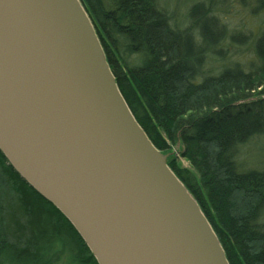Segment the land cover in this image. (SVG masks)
<instances>
[{
  "label": "water",
  "instance_id": "water-1",
  "mask_svg": "<svg viewBox=\"0 0 264 264\" xmlns=\"http://www.w3.org/2000/svg\"><path fill=\"white\" fill-rule=\"evenodd\" d=\"M0 152L97 264H228L131 114L79 0H0Z\"/></svg>",
  "mask_w": 264,
  "mask_h": 264
},
{
  "label": "trees",
  "instance_id": "trees-1",
  "mask_svg": "<svg viewBox=\"0 0 264 264\" xmlns=\"http://www.w3.org/2000/svg\"><path fill=\"white\" fill-rule=\"evenodd\" d=\"M79 1L131 114L197 203L228 264H264V171H242L239 162L242 148L264 136V0H239L263 17L251 38L255 59L247 69L232 63L207 76L208 54L249 39L215 16L223 0L193 5L186 28L158 0ZM0 264H97L68 220L1 152Z\"/></svg>",
  "mask_w": 264,
  "mask_h": 264
},
{
  "label": "rangeland",
  "instance_id": "rangeland-1",
  "mask_svg": "<svg viewBox=\"0 0 264 264\" xmlns=\"http://www.w3.org/2000/svg\"><path fill=\"white\" fill-rule=\"evenodd\" d=\"M204 0H158L159 6L171 15L172 23L179 28L190 25L187 16L189 9ZM251 6H244L239 0H223L215 4L214 14L223 23L230 34L248 36L245 42L227 41L224 46L218 47L208 54L204 66V74L215 75L223 66L238 63L247 69L249 62L255 59L251 38L257 35L263 25L260 13L253 15ZM196 30H194L195 32ZM214 42L218 39V28L213 29ZM199 77L196 81H200ZM264 97V96H263ZM178 146L173 151L179 163L186 167L187 163L179 158ZM239 162L242 171L249 169L264 171V136L255 137L241 150ZM264 222V218L262 219Z\"/></svg>",
  "mask_w": 264,
  "mask_h": 264
}]
</instances>
